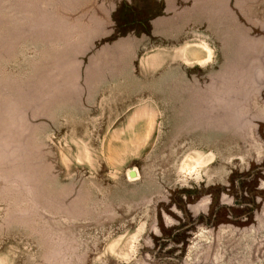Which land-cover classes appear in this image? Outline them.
Instances as JSON below:
<instances>
[{
	"label": "rangeland",
	"instance_id": "rangeland-1",
	"mask_svg": "<svg viewBox=\"0 0 264 264\" xmlns=\"http://www.w3.org/2000/svg\"><path fill=\"white\" fill-rule=\"evenodd\" d=\"M94 6L0 0V264H264V11L246 54L204 44L100 104Z\"/></svg>",
	"mask_w": 264,
	"mask_h": 264
},
{
	"label": "crops",
	"instance_id": "crops-1",
	"mask_svg": "<svg viewBox=\"0 0 264 264\" xmlns=\"http://www.w3.org/2000/svg\"><path fill=\"white\" fill-rule=\"evenodd\" d=\"M91 1L100 5L91 10L93 18L100 19L79 33L82 42L77 43L76 54L86 58L79 95L97 97L91 102L100 104L138 102L133 83L141 78V70L147 74L165 64H198L204 44L225 56L246 54L252 26L264 11L252 0ZM190 34L197 41L191 54ZM251 51L249 55L258 53ZM231 62L225 60L227 66ZM135 91L139 93L138 83Z\"/></svg>",
	"mask_w": 264,
	"mask_h": 264
}]
</instances>
